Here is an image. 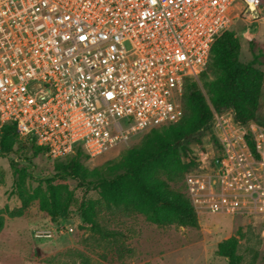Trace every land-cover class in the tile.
Segmentation results:
<instances>
[{
    "label": "built area",
    "instance_id": "obj_1",
    "mask_svg": "<svg viewBox=\"0 0 264 264\" xmlns=\"http://www.w3.org/2000/svg\"><path fill=\"white\" fill-rule=\"evenodd\" d=\"M262 4L0 0V126L14 122L51 162L127 146L181 119L185 79L206 67L242 12ZM227 115H214L223 152L185 176L184 192L201 215L264 214V127Z\"/></svg>",
    "mask_w": 264,
    "mask_h": 264
},
{
    "label": "rangeland",
    "instance_id": "obj_2",
    "mask_svg": "<svg viewBox=\"0 0 264 264\" xmlns=\"http://www.w3.org/2000/svg\"><path fill=\"white\" fill-rule=\"evenodd\" d=\"M232 31L240 44L239 60L243 63L253 61V66L263 73L256 110L257 120L263 122L264 4L253 12H242ZM199 74L188 78L198 82L209 101ZM212 112L210 125L183 141L188 156L181 155L180 159L188 167L170 174L167 179L170 192H180L185 197V176L196 172L199 165L206 169L212 158L223 152L219 141L223 132L214 115L223 114V119L228 115L227 112L218 114L213 109ZM251 123L261 125L256 121ZM147 133H139L127 146L94 158L77 156L92 173L83 185L72 179L54 178L52 162L40 154L34 155L27 140L18 139L9 151L1 152L0 264H226L225 257L217 255L216 246L231 235L238 236L237 252L242 255L241 264H264V214L227 217L201 215L195 210L198 228H193L174 223L159 225L136 208L109 204L94 217L99 226L115 233L108 238L101 237L83 222L80 203L100 198L95 187L98 179L117 174L118 168L111 163L119 161L125 150L140 146ZM14 167L21 170L25 191L29 193L37 190L44 194L48 180L65 185L62 194L70 197L66 215L52 220L46 211L38 208L37 199L29 201L21 215H9V211L21 206L18 189L13 184ZM159 177L164 179L163 175Z\"/></svg>",
    "mask_w": 264,
    "mask_h": 264
},
{
    "label": "trees",
    "instance_id": "obj_3",
    "mask_svg": "<svg viewBox=\"0 0 264 264\" xmlns=\"http://www.w3.org/2000/svg\"><path fill=\"white\" fill-rule=\"evenodd\" d=\"M239 54L238 38L233 31L224 32L212 44L206 68L198 77L209 101L200 90L198 82L186 78L183 84L181 119L174 124L149 130L140 146L125 150L119 161L111 163L119 172L113 177L98 179L95 187L100 198L80 203L81 218L92 230L103 238L115 235L99 226L94 219L98 211L109 204L136 208L147 214L151 222L159 225L174 223L198 228L197 215L190 200L180 192H170L167 179L171 173L188 167L180 159L181 155L188 156V149L183 141L210 125L212 109L218 114L232 112L234 122L243 126L248 127L251 122L256 121L264 127V121H258L256 117L263 73L253 66V61L241 62ZM250 136V133L245 136L246 143L256 155ZM18 139L14 122L2 124L0 153L9 151L18 143ZM29 142L32 153L41 154L42 148L33 141ZM79 155L86 156L81 150H77L65 159L54 160V178L76 180L81 185L87 183L92 173L81 164L77 157ZM13 175V184L18 189L17 196L21 200V206L9 211V215H21L29 201L35 199L38 208L46 211L52 220L66 215L70 197L62 194L61 189L65 185L48 180L44 194L37 190L29 193L25 191V179L21 170L14 167ZM159 175H163L164 179H160ZM1 227L0 216V229ZM237 246L238 236L231 235L217 244V255L225 257L226 264H241L242 255L237 252Z\"/></svg>",
    "mask_w": 264,
    "mask_h": 264
}]
</instances>
